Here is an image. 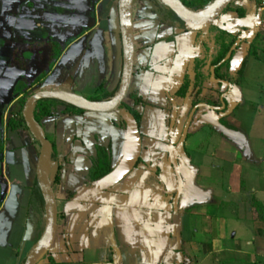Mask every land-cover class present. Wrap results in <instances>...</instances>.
<instances>
[{
  "label": "crops",
  "instance_id": "obj_1",
  "mask_svg": "<svg viewBox=\"0 0 264 264\" xmlns=\"http://www.w3.org/2000/svg\"><path fill=\"white\" fill-rule=\"evenodd\" d=\"M240 1L251 5L257 19L255 0ZM118 7L119 0H0V264H23L44 230L30 211L40 144L20 122L26 100L41 90L87 98L102 90L117 92L123 66ZM167 8L162 0L133 3L135 65L123 102L136 109L144 106L147 124L143 162L136 165L133 180L126 178L136 166L114 186L96 192L93 202L75 197L89 189L87 174L97 144L108 148L112 164L122 158V106L72 114L57 104L52 115L41 118L56 149L51 178L59 173L60 179L53 186L56 233L38 264H264V119L260 128L242 125L237 113L241 102L231 97L235 89L246 88L264 98V71L251 81L248 74L252 67L264 69V20L253 27L242 4L222 13L241 24L234 33L215 21L187 29ZM219 30L228 32L241 55L227 70L233 89L223 112L236 114L221 118L220 132L208 126L191 134L183 180L202 196L184 200L181 195L175 202L173 169L153 138L167 140L170 97L180 109L185 96L176 93L186 76L193 82L199 59L206 58L210 68ZM256 40L260 43L255 45ZM227 88L220 84L221 92ZM188 90L195 99L205 91L198 92L192 83ZM155 124L165 127L164 135L156 137L154 127L148 130Z\"/></svg>",
  "mask_w": 264,
  "mask_h": 264
},
{
  "label": "water",
  "instance_id": "obj_2",
  "mask_svg": "<svg viewBox=\"0 0 264 264\" xmlns=\"http://www.w3.org/2000/svg\"><path fill=\"white\" fill-rule=\"evenodd\" d=\"M162 1L177 13V15L184 21L185 27L187 29H198L209 27L234 0H215L205 9L199 11L189 8L182 0ZM133 3L134 0H119L118 12L122 37L123 66L119 88L112 98L105 100H92L82 94L66 90H41L32 93L26 100L23 109V118L40 144V154L37 165V182L46 204V215L43 233L29 251L23 264L39 263L56 233L58 223V203L51 182V153L53 144L47 138L42 124L35 117V104L42 99H54L78 108H82L86 111L111 112L121 108V105L129 91L135 65ZM208 7L209 10H207ZM257 21L258 23L263 21L259 12L257 13ZM236 45V43L232 45L218 66H221L230 58V63L235 60L234 58L238 53ZM244 52L245 50H242V53ZM207 68H209L208 65ZM215 69L216 65L210 66V81L214 84L212 88L216 89L218 84H227L228 86V88L222 92L220 91L219 87V91L217 92V95L220 93L219 97L221 106L205 101L196 104L188 116L177 144L174 145L176 136L171 137L170 147H173V145L174 147L168 153V162L173 166V172L176 179L174 198L175 202L181 197V195H183L184 200L198 199L202 196V192L191 186L190 181L184 182L183 180V177L188 172V157L185 153V142L188 138L189 128L191 126L195 112L200 109L205 110L207 112V118H209L214 124H218L220 129L223 127L220 125V123H218V113L220 111L226 110L228 102L227 100L229 99L230 101L233 83L230 81V79L216 77ZM170 102L171 111L168 130L169 133H172L179 114V108L173 97H170ZM120 116L126 126V144L122 158L108 174L94 183L93 188L89 191V194L96 193L114 186L116 183L126 177L140 160L142 151V134L140 131V126L131 112L121 109ZM223 130L225 129L223 128ZM5 187L6 185L2 184V188L5 189ZM89 264L113 263L102 262Z\"/></svg>",
  "mask_w": 264,
  "mask_h": 264
},
{
  "label": "trees",
  "instance_id": "obj_3",
  "mask_svg": "<svg viewBox=\"0 0 264 264\" xmlns=\"http://www.w3.org/2000/svg\"><path fill=\"white\" fill-rule=\"evenodd\" d=\"M186 6L189 8L199 11L205 9L209 4H211L215 0H182ZM231 5V4H230ZM229 7L225 10H232V8ZM167 11L171 14L172 17L175 19L181 21L182 24H184V21L177 15V13L172 10L171 8H167ZM238 13L241 15H244V9L238 8ZM229 34L225 30H219L217 38H215V49L213 54L211 55V58L209 61L211 62L210 66L216 65L215 69V75L218 78L225 79L228 76V67L230 64V59H228L225 63H223L221 66H218V64L221 62V60L226 56L230 48L232 47L234 40H228ZM246 60L244 59L242 62V65L240 69L238 70L239 75L241 76L243 74V70L246 64ZM209 62V63H210ZM207 65V59H199L195 63L194 67V79L193 82L189 79V76H186V79L184 80L183 84L177 91L176 95L184 97L189 89L190 84L192 83L193 86L198 88V92L203 90H215V92L219 91L220 84H218V87L216 89L212 88L210 86V68H206ZM24 90V87L23 89ZM115 95V93H109L106 91H101L100 94H97L93 97H90L89 99L92 100H105L112 98ZM200 99L205 100L210 103L217 104L219 103V100L217 97H203V98H196V101H199ZM139 101V99L136 100V102ZM57 104H62L66 107V111L72 114H82L86 110L82 108H78L69 104H66L62 101L54 100V99H42L39 100L35 104L34 113L35 117L38 121L41 120L44 116L52 115L55 111V107ZM122 109L127 110L131 112L134 117L136 118L139 126H141V113L137 111V109L134 106L127 105L126 103H122ZM20 122L24 123L23 116L20 115ZM18 124L17 122H14ZM124 124V122H123ZM125 125V124H124ZM193 133L192 129H189L188 137ZM56 158V149L53 145L52 153H51V159L54 160ZM140 161V160H139ZM139 163V162H138ZM113 169L112 165V157L107 147L97 144L96 146V155L92 158V166L87 174L88 182L93 185L97 180L104 177L106 174H108ZM59 173H56L51 178L52 186L55 185V183L59 182ZM30 211L32 212V215L36 218L38 223H43V226L45 224V215H46V204L43 198V195L38 187V184L33 188L32 196L30 200Z\"/></svg>",
  "mask_w": 264,
  "mask_h": 264
},
{
  "label": "rangeland",
  "instance_id": "obj_4",
  "mask_svg": "<svg viewBox=\"0 0 264 264\" xmlns=\"http://www.w3.org/2000/svg\"><path fill=\"white\" fill-rule=\"evenodd\" d=\"M250 1V0H249ZM253 1V0H252ZM244 5L245 6V9H246V13H247V16L248 18H250L249 20L251 21L252 19V23H253V27H257L258 26V21L256 19V13L254 12V10L251 8V5H247L243 2H241L240 0H234L230 7L233 9L235 8L236 6H240V5ZM227 12V11H226ZM225 15L222 14L221 16H219L216 20H215V24L217 23V25H222L224 26L226 24V27L229 28V30L234 33L238 30V28L241 26V24L238 23V21H236L235 19H225L223 16ZM252 27V25H250ZM247 34V33H246ZM262 33H260V39L261 41L264 40V37L262 36ZM260 43L259 40H256L255 41V45L256 43ZM254 45V46H255ZM254 48V47H252ZM251 48V49H252ZM252 53V52H251ZM236 61L240 60L241 59V55L240 54H237L236 57L234 58ZM256 66V65H255ZM253 70L249 71V78L251 81L252 78H255L257 77L262 71H264V69L262 68H259L257 69L256 71V67H252ZM211 82V81H210ZM249 83V82H248ZM250 85V83H249ZM246 89V88H245ZM244 89V90H245ZM243 90V89H242ZM243 90V91H244ZM247 90V93L246 95H243V91L240 92L238 89H235L233 92H232V99H234V102L237 104L238 102H241V106H240V110L237 111V113H240L241 114V123L242 125L248 127V128H251L252 126H258L257 128H260L262 125V121L264 119V98H262L263 96H259L261 94H256V93H253L252 91H249L248 89ZM189 91V90H188ZM189 92H187V94L185 95V98H183L180 102V110H179V114H178V120H177V123H176V127L174 128L173 132L172 133H169V130L168 129V126H169V115H170V110H167V115H166V130H167V140L165 142L161 141V140H158V139H154L153 138V142L156 143V148L159 149V150H162L163 151V154L165 155V153L167 154L168 150H170V144L168 145V141L169 139L171 138V135H176L177 137L180 136V133H181V129H182V126L187 118V115L189 113V109L191 108L192 106V100L193 98L191 97V95L188 94ZM133 99V98H132ZM134 100V99H133ZM135 101V100H134ZM144 106H142V108H137V111L141 113V126H140V130H142V138L144 139V142H145V133H144V128L146 127V123L144 122L143 120V116H144V111H145V107L143 108ZM236 113L234 110H228V112L224 115V113H218V123H220V125H222V121L220 120L222 117H231V116H234ZM147 122V120H146ZM163 124V123H161ZM164 125V124H163ZM157 124L151 126V127H147L148 130L150 129H154L155 128V133H153L156 137L158 136V134H162L163 135L165 134L166 130H165V127H163ZM144 126V127H143ZM208 126H211L212 129L220 132V128L218 126V124H214L209 118H207V112L205 110H197L194 118H193V123H192V128H193V133L192 135L194 136V134L196 132H203L205 130V127H208ZM154 127V128H153ZM191 128V129H192ZM157 129V130H156ZM157 131V132H156ZM189 136L185 142V153L187 155V157L189 158V155H190V152H189V141L190 139L193 137V136ZM199 140H202L201 138H197ZM205 139V138H204ZM203 139V140H204ZM114 159V158H113ZM118 159V158H116ZM113 161V160H112ZM115 162H117V160L114 159V166L115 165ZM141 163L143 162V159L142 161H140ZM140 163V164H141ZM140 166V165H139ZM139 166H136L134 168V173L129 175L127 178H126V181L127 180H133L134 176L137 174L136 172H138V168ZM188 170V169H187ZM156 179H152L151 182L153 184L156 183ZM87 187L89 188L87 193L86 194H82V195H78V196H75V197H78L80 199H83V198H88V202H93L95 197L98 196L96 194H89V191L93 188V185H91L89 182L87 183ZM156 185V184H155ZM56 191V190H55Z\"/></svg>",
  "mask_w": 264,
  "mask_h": 264
},
{
  "label": "flooded vegetation",
  "instance_id": "obj_5",
  "mask_svg": "<svg viewBox=\"0 0 264 264\" xmlns=\"http://www.w3.org/2000/svg\"><path fill=\"white\" fill-rule=\"evenodd\" d=\"M202 96L205 98V97H213V90H205L204 91V93L202 94ZM220 93H219V95H217V98H218V100H219V103H217L216 105H218V106H221V101H220ZM203 97H200V98H203ZM205 100H202V99H200L199 101H196V99L193 97V100H192V106H191V108L189 109L190 111H189V113H188V115H187V118H186V120H185V122H184V124H183V126H182V129H181V133H182V131H183V128H184V125H185V123H186V121H187V119H188V116H189V114H190V112H191V110H192V108L196 105V104H198V103H200V102H204ZM205 102H207V101H205ZM208 103H210V102H208ZM179 108V107H178ZM180 110V109H179ZM170 111H171V108H170ZM225 111H227V110H223V111H220L219 113H223V112H225ZM197 112V111H196ZM196 112H195V114H196ZM195 114H194V116H195ZM194 118V117H193ZM177 120H178V117H177ZM221 120V119H220ZM176 123H177V121H176ZM192 123H193V120H192V122H191V126H192ZM169 124H170V115H169ZM222 124V123H221ZM191 126H190V128L189 129H191ZM176 127V124H175V126H174V128ZM168 129H169V126H168ZM174 130V129H173ZM181 133H180V135H181ZM172 136H176V135H171V137ZM180 138V136L179 137H177L176 136V139H175V142H174V145L175 144H177V142H178V139ZM171 143V138L169 139V141H168V145ZM174 145H173V147H174ZM172 147V148H173ZM172 148H170V150L172 149ZM170 150H168V152H167V154H166V156H167V159H168V153H169V151ZM169 166H170V168L172 167V169H173V166H172V164H170L169 163ZM175 196V195H174ZM174 198V197H173Z\"/></svg>",
  "mask_w": 264,
  "mask_h": 264
},
{
  "label": "built area",
  "instance_id": "obj_6",
  "mask_svg": "<svg viewBox=\"0 0 264 264\" xmlns=\"http://www.w3.org/2000/svg\"><path fill=\"white\" fill-rule=\"evenodd\" d=\"M257 11L259 12L261 18L264 20V0H255Z\"/></svg>",
  "mask_w": 264,
  "mask_h": 264
},
{
  "label": "bare ground",
  "instance_id": "obj_7",
  "mask_svg": "<svg viewBox=\"0 0 264 264\" xmlns=\"http://www.w3.org/2000/svg\"><path fill=\"white\" fill-rule=\"evenodd\" d=\"M207 10H209V7L207 8Z\"/></svg>",
  "mask_w": 264,
  "mask_h": 264
}]
</instances>
